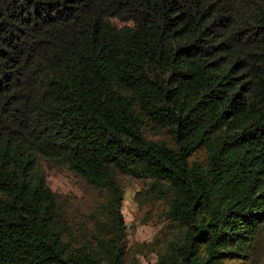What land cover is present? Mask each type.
<instances>
[{"label":"trees","instance_id":"1","mask_svg":"<svg viewBox=\"0 0 264 264\" xmlns=\"http://www.w3.org/2000/svg\"><path fill=\"white\" fill-rule=\"evenodd\" d=\"M123 178L155 264H264V0H0V264H137Z\"/></svg>","mask_w":264,"mask_h":264},{"label":"rangeland","instance_id":"2","mask_svg":"<svg viewBox=\"0 0 264 264\" xmlns=\"http://www.w3.org/2000/svg\"><path fill=\"white\" fill-rule=\"evenodd\" d=\"M47 183L58 195L81 199L84 196L80 180L66 168L44 164ZM124 201L122 214L127 227L128 258L137 264H155L168 239L167 220L162 214V203L148 198L143 184L123 178ZM235 264H241L237 262Z\"/></svg>","mask_w":264,"mask_h":264}]
</instances>
